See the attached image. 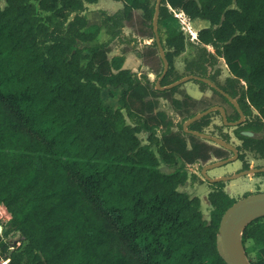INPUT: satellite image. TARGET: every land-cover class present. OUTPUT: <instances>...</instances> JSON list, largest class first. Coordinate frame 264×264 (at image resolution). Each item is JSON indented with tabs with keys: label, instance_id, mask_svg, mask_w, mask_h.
I'll return each mask as SVG.
<instances>
[{
	"label": "trees",
	"instance_id": "16d2710c",
	"mask_svg": "<svg viewBox=\"0 0 264 264\" xmlns=\"http://www.w3.org/2000/svg\"><path fill=\"white\" fill-rule=\"evenodd\" d=\"M113 1L123 9L105 15L111 39L90 46L100 27L89 26L84 13L99 0H0V204L12 215L3 233L19 232L25 241L11 252L3 244V252L11 264H227L217 239L224 213L237 201L225 181L208 183L214 186L209 220L200 198L180 187L189 180L186 165L228 160L233 152L195 134H205L210 114L184 126L213 107L223 108L229 122L241 115L215 88L197 102L183 84L171 86L181 80L172 75L186 39L170 9L209 23L197 32L200 51L223 58L232 74L219 88L245 117L239 130L260 133L264 0H160L158 10V0ZM124 28L153 40L139 58L158 81L167 61L161 89L124 68L129 50L111 55ZM195 68L192 75L208 79L203 63ZM108 87H122L118 108L103 100ZM161 99L179 122L161 109ZM237 137L247 171L245 153L264 159V138ZM179 162L172 173L160 169ZM242 242L247 258L248 242L260 246L248 260L264 264V217L246 226Z\"/></svg>",
	"mask_w": 264,
	"mask_h": 264
},
{
	"label": "rangeland",
	"instance_id": "374dc122",
	"mask_svg": "<svg viewBox=\"0 0 264 264\" xmlns=\"http://www.w3.org/2000/svg\"><path fill=\"white\" fill-rule=\"evenodd\" d=\"M101 8L104 7H93L92 9V12H94L99 19L101 18V20L104 21L105 15L113 14L108 13L107 11H103ZM170 11L172 12L173 20L178 22L181 26L186 39L185 50L174 59L175 71L172 75V78H181L182 80L184 78L194 76L192 74H196L194 73L196 72V63H203V75L208 78L206 80H208L211 84L204 81L207 84V86H205L199 84L196 79H191L189 82L183 83L181 89L184 90L188 95L193 97V99L197 102H199L201 98H210L213 93L211 88H215L213 86L220 87L221 85H224L227 78L232 77V74L230 73L223 58L218 57L215 60H211V58L206 55L204 56L200 51L202 45L197 39V32L203 28L208 27L209 23L201 20H191L181 10L178 9H170ZM161 30V39L162 41H164L166 39V34L164 32V29ZM108 38H106L105 34H102V36H100L96 42L88 45L95 46L97 43H103L105 39ZM151 43H153V40H143L142 38L137 37L129 28H124L123 35L120 38L115 39L113 43V52L111 55L121 54L123 49H127L130 51L128 55H132V60H134L138 58L139 52L145 47V45ZM79 46L84 47L85 45L79 43ZM207 50L215 54V50L212 47L207 46ZM130 62L131 61H128V64H131ZM140 62L138 63V67L134 68V72H136L139 76L147 75L152 82H155V84H157L158 77L153 74L148 67L144 66L142 62ZM121 90L122 87L106 88V90H104L102 93L105 104L114 108H118L120 106L118 99L120 97ZM160 107L162 110L166 111L175 120V122L180 121V117L174 112L172 106L168 101L161 99ZM254 112L256 113L255 110ZM210 118L211 124L205 128V134L215 137L219 140H221V137H227L229 138L228 144L234 148H237L241 145V141L237 137L238 134L254 138H264V129L260 133H255L250 131H240L238 125H228L234 122H225L221 111L211 112ZM139 136L142 139L143 144H148L146 133H141ZM239 153L242 152L240 151ZM233 157L234 154L231 153V158ZM245 160L249 164V169L264 168V159L259 158V155L255 152L247 151L245 153ZM218 162L221 161L212 159L207 164L198 163L194 165H186L189 180L184 186L180 187L181 191L187 193L191 197L196 196L200 198L203 215L206 220L210 219V212L212 210V207L208 200L210 192L214 190V186L208 184L211 181V178L219 174L223 176L225 175L224 177H232V175L240 174L241 171H244V162L238 159L236 162H230L227 165L219 166L215 169H208L207 176L209 177V180L205 179L204 175L202 174L203 168ZM183 165V162H179L177 166H166L162 163L160 169L165 173H172L175 169H178ZM224 190L231 198L236 201L243 199L249 194L253 195L264 193V173H251L249 175H244L230 181H225ZM17 242H21V246L25 243L20 233H14L13 235H11L9 244L16 247ZM246 248L248 250V259L253 260L256 258L261 247L257 246L253 242H248L246 244Z\"/></svg>",
	"mask_w": 264,
	"mask_h": 264
},
{
	"label": "water",
	"instance_id": "95a60500",
	"mask_svg": "<svg viewBox=\"0 0 264 264\" xmlns=\"http://www.w3.org/2000/svg\"><path fill=\"white\" fill-rule=\"evenodd\" d=\"M159 6H160V0H158L157 10L159 9ZM155 24H156V21H155ZM156 42H157L159 50L161 51V53L163 55V49H162L160 37L158 34L156 36ZM167 71H168V63L165 60L164 73H163L162 77L160 78V80L157 82V88L158 89H161L160 81L166 75ZM191 79L203 80V81L211 84L206 79H201V78L196 77V76H190V77L184 78V79L176 82L175 84H173L171 86L187 83ZM213 87H215L216 90H218L220 93L225 95L236 106V108L240 112V115H241L240 121L234 122V123L228 124V125H238L242 121H244L245 117H244L242 111L239 109L236 101L234 99L230 98L227 94H225L219 87H216V86H213ZM214 111H221L223 114L225 122H227V118H226V115H225L223 108L213 107L210 110H207L203 113L196 115L195 117L190 119L188 122H186V124L184 126L185 129L187 130L188 124H190V123L200 119L201 117H203L207 114H210L211 112H214ZM195 134L204 138V139H207L213 143H218L219 145L227 148L228 150H231L234 153L233 158H230L228 160H224V161H221V162H218L216 164L206 166L205 168H203L202 174L204 175L205 179L209 180V177L207 176V170L208 169L223 166V165H226L232 161L238 160L239 153H238L237 149L232 147L231 145H229L225 141L219 140L215 137H212V136H209V135L203 134V133H195ZM251 173H253V174L264 173V168L249 169L247 171H242L240 174L233 175L232 177H225V178H221L218 180L217 179L211 180L210 182L219 181V180L230 181L232 179L239 178V177L244 176V175H249ZM258 217H264V193H258V194L246 196L243 199L234 203L224 213V215L221 219L220 227H219V235H218V239H217V249H218L220 256L223 258V260L227 264H251L250 261L248 260V258L246 257L244 249H243L242 236H243V233H244L246 226L252 220H254Z\"/></svg>",
	"mask_w": 264,
	"mask_h": 264
},
{
	"label": "crops",
	"instance_id": "0c3cea01",
	"mask_svg": "<svg viewBox=\"0 0 264 264\" xmlns=\"http://www.w3.org/2000/svg\"><path fill=\"white\" fill-rule=\"evenodd\" d=\"M104 7V8H101L103 11H107L108 13H116L120 10L123 9V3L121 2H117V1H113V0H108V1H100L97 3V4H90L88 5V9L87 11L84 13V15L86 16L87 20H88V25L89 26H99L100 27V34L98 36V38L100 36H102V34H105L106 38L108 39H105L104 42L108 41L111 39V36L107 34V30L105 29L104 27V21L101 20V18L99 19L96 14L94 12H92V9L93 7ZM109 15H112V14H109ZM103 42V43H104ZM97 44H101V43H97ZM127 56V60H125V63H124V68L126 69H132L131 71L134 72V68L138 67V63L140 62V58H139V55H138V58L132 60V55H126ZM128 61H131L130 63L131 64H128ZM139 61V62H138ZM141 63V62H140ZM130 67V68H128ZM237 160L235 161H232V162H236ZM216 164V163H215ZM213 165V164H212ZM227 165V164H226ZM210 166V165H209ZM224 166V165H223ZM217 167H214L213 169H215ZM242 172V171H241ZM225 176V175H224ZM223 175H216L215 177L211 178V180H216V179H220V178H225ZM233 176V175H232ZM246 176V175H245Z\"/></svg>",
	"mask_w": 264,
	"mask_h": 264
},
{
	"label": "built area",
	"instance_id": "2783aa9c",
	"mask_svg": "<svg viewBox=\"0 0 264 264\" xmlns=\"http://www.w3.org/2000/svg\"><path fill=\"white\" fill-rule=\"evenodd\" d=\"M12 215L9 212L8 208L4 203L0 204V264H11V259L9 256L5 255L3 252V244L8 245V252H11L15 249H18L21 247V242H17V246H12L10 245V239L11 235L14 233H19V232H13L8 236H5L3 231H4V226L11 220Z\"/></svg>",
	"mask_w": 264,
	"mask_h": 264
},
{
	"label": "flooded vegetation",
	"instance_id": "af4514ba",
	"mask_svg": "<svg viewBox=\"0 0 264 264\" xmlns=\"http://www.w3.org/2000/svg\"><path fill=\"white\" fill-rule=\"evenodd\" d=\"M238 122V121H237Z\"/></svg>",
	"mask_w": 264,
	"mask_h": 264
}]
</instances>
